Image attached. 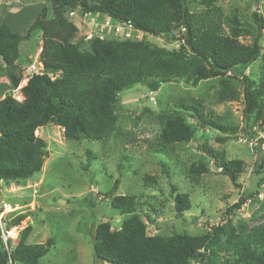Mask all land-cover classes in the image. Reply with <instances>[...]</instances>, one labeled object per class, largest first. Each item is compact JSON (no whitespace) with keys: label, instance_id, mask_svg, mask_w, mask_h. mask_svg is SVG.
Segmentation results:
<instances>
[{"label":"trees","instance_id":"16d2710c","mask_svg":"<svg viewBox=\"0 0 264 264\" xmlns=\"http://www.w3.org/2000/svg\"><path fill=\"white\" fill-rule=\"evenodd\" d=\"M220 1L196 0L202 10L193 13L186 0H33L41 4L40 11L24 34L1 24L0 71L8 79L9 88H0V182L24 184L41 172L48 151L45 141L35 133L47 125L61 129L64 139L75 143L87 140L106 144L120 137L125 142L115 109L119 94L136 85L157 90L162 84L181 79L192 86L217 79L218 103L243 100L244 135H249L252 127L264 124V20L252 12L256 25L253 30L237 15H225L217 5ZM70 13L78 19L85 13L105 15L113 23L130 24L150 37L175 32L180 45L166 49L144 39L118 40L113 36H94L86 41L82 22L72 21ZM33 33L40 37L38 62L42 71L28 77L19 89L22 100L16 101L11 91L19 85L17 75L32 64L20 59L19 46ZM248 37L252 38L250 44L242 41ZM256 61L260 62V73L254 80L245 71ZM211 116L204 114L201 100L160 111L156 115L159 132L149 148L167 159L175 146L188 144L194 136L188 117L199 122V129L231 135L237 132V127ZM259 148L260 144L255 147L256 153ZM200 153L239 187L238 181L245 173L241 160H227L223 152L206 145L201 146ZM86 156L89 164L91 152ZM263 168L264 163L258 159L254 173L259 174ZM87 169L83 166L85 172ZM208 171L202 163L192 164L186 175L196 178ZM141 180L143 188L157 185L154 176L146 174ZM118 183L114 182L105 198L112 209L126 218L118 230L111 229L109 220L95 225V264H264V222L249 229L240 223L232 228L227 218L251 195L239 197L225 210L221 223L200 235H148L147 224L136 213L141 207L139 196L117 195ZM178 191L171 186L174 211L181 215L189 211L191 202L188 194ZM83 202L93 207L91 201ZM259 218L262 220L264 215ZM24 219L21 214L5 219V228L0 229V264H39L53 247L52 239L44 244H28L31 226L22 230L15 241L8 238L4 242L1 235L20 226Z\"/></svg>","mask_w":264,"mask_h":264},{"label":"rangeland","instance_id":"374dc122","mask_svg":"<svg viewBox=\"0 0 264 264\" xmlns=\"http://www.w3.org/2000/svg\"><path fill=\"white\" fill-rule=\"evenodd\" d=\"M186 2L191 12L202 10L196 0ZM253 2H256L255 12L264 20V0H222L217 5L225 15H237L254 30L256 25L251 16ZM40 7L41 4L33 0H0V25L7 24L12 31L24 34ZM72 21L80 23L78 17L72 18ZM97 34L103 35V38L110 36L108 29ZM262 37L264 42V29ZM142 39L166 49H176L180 45L175 32L161 37L144 34ZM242 41L250 44L252 38ZM39 44L40 37L33 33L28 41L19 46L20 59L32 64L25 66L17 75L19 85L11 91L13 98L20 97L19 89L26 84L29 76L42 71L38 62ZM259 73V61L245 71L254 80L258 79ZM217 84V79H209L192 86L189 81L181 79L162 84L157 90L136 85L122 91L115 111L118 126L126 136L125 142L120 137L106 144L87 140L75 143L65 140L62 130L52 125L38 129L35 135L45 141L48 151L41 172L35 173L24 184L6 185L0 182V229L5 228V219L9 220L16 214L25 216L20 226L9 230L14 231L12 236L8 235L9 231L1 235L3 241L8 238L15 241L22 230L31 226L28 244H44L48 239L54 242L39 264H95L92 247L95 225L101 220H109L111 229L118 230L126 218L112 209L105 198L116 180L119 181L117 195L139 196L141 207L136 213L147 224L148 235H200L209 227L221 223L225 210L243 195L252 197L228 215L231 227L235 228L240 223L249 229L263 223L264 218L261 220L259 215H264V168L259 174L254 173L253 168L258 159L264 163V142L256 153L255 143H251L241 132L243 100L218 103L215 96ZM0 88H9L8 79L1 71ZM196 100H201L207 117L212 115L211 118L222 124L235 126L237 132L231 135L209 128L199 129V122L188 117L187 122L194 130L193 139L186 145L175 146L167 159L153 153L149 146L159 132L157 113ZM205 145L216 152H223L227 160L244 163L245 173L238 181L239 187L222 176L220 168L212 160L201 155L200 148ZM87 152H91L92 157L89 164ZM199 163L209 169L208 173L196 178L187 176V169ZM83 166H88L86 172ZM146 174L157 178L156 187L143 188L141 179ZM171 186L189 195V211L176 215ZM84 199L91 201L93 207L83 202ZM145 202L148 205L142 204ZM3 204L8 208L3 209Z\"/></svg>","mask_w":264,"mask_h":264},{"label":"built area","instance_id":"2783aa9c","mask_svg":"<svg viewBox=\"0 0 264 264\" xmlns=\"http://www.w3.org/2000/svg\"><path fill=\"white\" fill-rule=\"evenodd\" d=\"M75 13H70L69 17H74ZM80 21L82 22L85 30V40H90L92 37L103 38V35H98L99 31H104L108 29L110 36L117 38L118 40H142L143 33L137 29H135L130 24L125 23H113V21L105 15H101L98 13H85L80 17ZM14 99L16 101H21L22 97L15 96ZM251 133L254 134V137L249 136ZM249 135H246L251 143H255V147L259 144H263L264 142V124H260V126H254L251 128ZM262 140V141H261ZM261 141V143H260ZM250 148L254 150V148L249 144ZM255 151V150H254ZM7 205L3 204V209H7ZM191 264H200L199 261H192Z\"/></svg>","mask_w":264,"mask_h":264},{"label":"water","instance_id":"95a60500","mask_svg":"<svg viewBox=\"0 0 264 264\" xmlns=\"http://www.w3.org/2000/svg\"><path fill=\"white\" fill-rule=\"evenodd\" d=\"M256 10V2H253L251 5V12H255Z\"/></svg>","mask_w":264,"mask_h":264},{"label":"bare ground","instance_id":"6f19581e","mask_svg":"<svg viewBox=\"0 0 264 264\" xmlns=\"http://www.w3.org/2000/svg\"><path fill=\"white\" fill-rule=\"evenodd\" d=\"M13 238V237H12Z\"/></svg>","mask_w":264,"mask_h":264}]
</instances>
